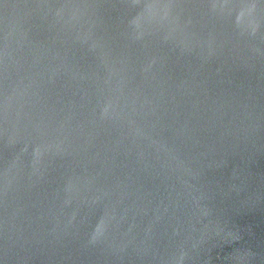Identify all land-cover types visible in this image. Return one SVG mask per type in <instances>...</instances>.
Wrapping results in <instances>:
<instances>
[{
  "label": "water",
  "instance_id": "1",
  "mask_svg": "<svg viewBox=\"0 0 264 264\" xmlns=\"http://www.w3.org/2000/svg\"><path fill=\"white\" fill-rule=\"evenodd\" d=\"M0 264H264V0H0Z\"/></svg>",
  "mask_w": 264,
  "mask_h": 264
}]
</instances>
